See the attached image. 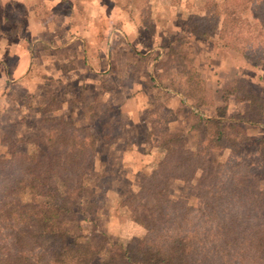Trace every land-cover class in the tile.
<instances>
[{
    "label": "trees",
    "instance_id": "trees-1",
    "mask_svg": "<svg viewBox=\"0 0 264 264\" xmlns=\"http://www.w3.org/2000/svg\"><path fill=\"white\" fill-rule=\"evenodd\" d=\"M202 1L208 13L190 17L184 28L203 38L218 31L226 47L264 67V0H225L221 6ZM180 64L199 75L193 65ZM245 84L238 85L248 100L242 115L229 116L225 104L208 116L192 111L190 147L181 129L148 130L146 140L160 136L162 156L138 189L120 201L143 228L124 242L95 226V205L83 200L98 146L93 126L103 112L90 111L77 123L70 116L47 115L44 107L38 134L19 142L5 137L9 153L0 155V264H95L101 254L100 264H264V187L252 184L253 163L242 153L253 140L264 154V99ZM235 90H224L222 98ZM241 123L263 135H244ZM20 143L33 149L20 154ZM215 149L227 150L228 156L216 160ZM176 181L191 184L189 193L173 197L170 184ZM86 221L94 227L85 232ZM67 242L72 244L69 257Z\"/></svg>",
    "mask_w": 264,
    "mask_h": 264
},
{
    "label": "rangeland",
    "instance_id": "rangeland-1",
    "mask_svg": "<svg viewBox=\"0 0 264 264\" xmlns=\"http://www.w3.org/2000/svg\"><path fill=\"white\" fill-rule=\"evenodd\" d=\"M215 1L219 6L225 2ZM113 2L124 4V8L129 9L130 16L135 19L132 18V22L130 21L132 26L130 30L124 28L122 23H116L114 26L121 28V33L113 34L115 32L110 30L109 34L98 36V43L103 48L102 55L114 68L104 79L103 92L106 97L113 94L111 92L117 85L131 83L140 78L143 84L141 87H145L151 97V103L142 113L143 117H148L150 129L151 127L164 131L181 129L186 133L185 145L190 147L193 139L187 128L194 120L192 111H199L202 115L208 116L215 112L217 106L225 104L229 116L242 115L248 107V100L240 94L241 86L238 88V85L241 82H246L245 86L253 89L264 99V67L261 64L246 58L233 48L226 47L217 37L218 31L209 38H203L184 28L190 17L208 13L206 8L202 7L204 3L202 0H110V3ZM220 8L217 12L221 14ZM248 11L252 14L251 10ZM239 15L245 16L246 12H239ZM222 18L223 15H220L219 23ZM239 25L242 30H246L245 23L241 22ZM46 37L43 38L44 41H47ZM0 39V42H6L1 36ZM180 63H186L188 67L189 64L193 65L199 71V75L196 76L192 70L189 71L187 66L182 67ZM89 64L93 65V62L90 60ZM2 77L3 74L0 73V79ZM235 80H239L238 83ZM49 85L50 92L46 95L45 88L38 91L40 105H43L52 93L60 94L61 97L65 94L69 102L68 107H61L58 111H49L46 114L70 116L77 123H81L82 111H72L71 100L83 94L90 96L93 92L92 87L87 85L85 90L80 91L70 83L61 86L55 84L52 87ZM234 87L235 92L228 94L224 100L223 91H229ZM164 88H176L180 91V94H177L180 98L178 99L174 92L169 95ZM197 101L201 104L195 108L193 104ZM56 103L55 101L51 106H56ZM107 105L102 109L106 110L108 115L97 117L93 126L98 146L88 172L87 189L83 200L95 205L93 208L95 226L105 231L112 240L124 242L142 233L143 228L132 220L131 211L121 206L120 201L129 190H137L143 176L154 169L162 156V151L158 147L161 138L153 136L146 140L148 134L146 126L144 128V125L140 124L136 129L130 126L128 128L126 115L120 112V108ZM22 112L29 113L31 119L27 124H23L27 125L23 130H21L23 125L20 126L24 120ZM34 112L36 111H0V155L9 153L8 142L5 139L7 135L12 136L15 142H19L29 135L33 136L40 132L39 119L42 112L40 111L38 121H35ZM86 112L88 114L89 109ZM106 120L109 124H104ZM241 127L244 135L252 139L263 135L255 126L241 123ZM108 130L109 134L106 135ZM252 141L249 140L244 145L242 153L253 163L255 177L252 176V184L255 187H264V154L254 148ZM16 147L20 154H28L33 149L31 144L27 143H20ZM212 151L216 160H224L228 156L227 150ZM170 188L174 197L183 192L189 193L191 184L176 181L170 184ZM83 227V231L86 232L94 225L86 221L83 222ZM64 246L65 256L69 257L72 244L67 242ZM103 255L96 259L95 264H100L104 260Z\"/></svg>",
    "mask_w": 264,
    "mask_h": 264
},
{
    "label": "crops",
    "instance_id": "crops-1",
    "mask_svg": "<svg viewBox=\"0 0 264 264\" xmlns=\"http://www.w3.org/2000/svg\"><path fill=\"white\" fill-rule=\"evenodd\" d=\"M0 17V36L6 40L0 42V73L3 74L0 111H36L34 117L38 121L44 107L46 111H58L68 107L69 102L65 94L61 97L52 93L40 105L38 91L45 88L46 95L50 92L49 84L52 87L70 83L80 91L89 85L93 92L90 96L83 94L72 99V111H82V117L88 109L104 115L103 106L113 105L126 115L128 128L136 129L141 124L148 132L150 121L142 113L151 103V97L141 87L140 78L117 85L116 92L112 90L113 94L106 97L102 87L114 68L102 55L98 36L109 34L110 30L113 34L121 33V28L114 26L116 23H122L127 30L132 28L130 21L134 17L124 4L110 3V0H0ZM90 60L93 65L89 64ZM164 89L169 95L180 94L171 88ZM55 101L56 106H51ZM22 114L24 123L20 120V126L31 120L29 113Z\"/></svg>",
    "mask_w": 264,
    "mask_h": 264
}]
</instances>
